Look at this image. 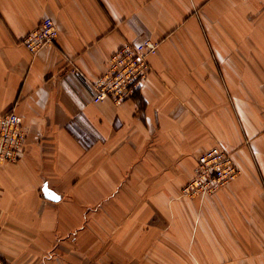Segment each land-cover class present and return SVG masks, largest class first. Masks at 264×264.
<instances>
[{
	"label": "crops",
	"instance_id": "obj_1",
	"mask_svg": "<svg viewBox=\"0 0 264 264\" xmlns=\"http://www.w3.org/2000/svg\"><path fill=\"white\" fill-rule=\"evenodd\" d=\"M45 18L58 35L31 53ZM148 39L135 96L93 102L109 56ZM8 111L26 147L0 165L6 263L264 264V0H0ZM213 147L237 177L183 196Z\"/></svg>",
	"mask_w": 264,
	"mask_h": 264
},
{
	"label": "built area",
	"instance_id": "obj_2",
	"mask_svg": "<svg viewBox=\"0 0 264 264\" xmlns=\"http://www.w3.org/2000/svg\"><path fill=\"white\" fill-rule=\"evenodd\" d=\"M58 30L50 18L43 19L22 40L31 53L55 41ZM158 44L145 40L126 43L108 58L106 71L91 83L93 102L109 100L121 104L132 99L149 75V57ZM26 147V132L19 116L8 111L0 116V165L16 163ZM238 169L231 156L219 147H213L197 159L193 177L182 188V195L203 198L213 195L234 180ZM0 264H8L0 258Z\"/></svg>",
	"mask_w": 264,
	"mask_h": 264
},
{
	"label": "water",
	"instance_id": "obj_3",
	"mask_svg": "<svg viewBox=\"0 0 264 264\" xmlns=\"http://www.w3.org/2000/svg\"><path fill=\"white\" fill-rule=\"evenodd\" d=\"M42 192L44 195V198L49 199L51 201H58L59 197L50 189L47 188L46 185L42 188Z\"/></svg>",
	"mask_w": 264,
	"mask_h": 264
}]
</instances>
